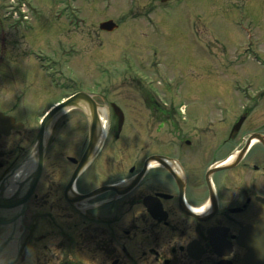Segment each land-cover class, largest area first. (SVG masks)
Listing matches in <instances>:
<instances>
[{"label": "flooded vegetation", "instance_id": "obj_1", "mask_svg": "<svg viewBox=\"0 0 264 264\" xmlns=\"http://www.w3.org/2000/svg\"><path fill=\"white\" fill-rule=\"evenodd\" d=\"M7 37L0 77L15 84L28 46ZM249 84L250 97L224 81L203 93L66 92L58 101L80 98L49 125L40 173L38 151L20 170L37 125L15 103L0 109L23 123L0 133V264H242L240 232L264 220V83Z\"/></svg>", "mask_w": 264, "mask_h": 264}, {"label": "rangeland", "instance_id": "obj_2", "mask_svg": "<svg viewBox=\"0 0 264 264\" xmlns=\"http://www.w3.org/2000/svg\"><path fill=\"white\" fill-rule=\"evenodd\" d=\"M142 3L0 0V37L16 36L28 46L12 63L16 83L0 77V109L17 104L12 114L36 124L35 136L45 108L77 89L203 93L224 81L227 91L250 97L255 89L249 83H264V0ZM20 5L30 6L28 21L5 18L7 7L14 18ZM110 18L119 29L101 31L100 22ZM44 91L45 101L29 103Z\"/></svg>", "mask_w": 264, "mask_h": 264}, {"label": "water", "instance_id": "obj_3", "mask_svg": "<svg viewBox=\"0 0 264 264\" xmlns=\"http://www.w3.org/2000/svg\"><path fill=\"white\" fill-rule=\"evenodd\" d=\"M162 2H166L168 0H161ZM117 24L112 20H106L100 24V27L104 30L111 31L113 30ZM80 98V93L75 96L64 100L59 105L54 106L50 111L44 116L38 135L36 137V148L38 150L39 157V165L37 173H40L42 167V158L44 154V142H45V133L46 128L50 125L53 118L65 107H70L75 105L77 99ZM117 108L118 106L115 105ZM15 119L12 116L5 115L3 112H0V133L4 132L8 134L10 132L11 127L15 126V128L20 129L23 127V124L17 123L13 125ZM97 116L93 117V126L96 124ZM122 120H120V123ZM90 148V147H89ZM89 150V149H88ZM0 206L8 207L10 204L3 205L0 203ZM238 242L246 249L245 256L243 258L242 264H264V220L260 221L257 225L252 227H245L241 232L238 238Z\"/></svg>", "mask_w": 264, "mask_h": 264}, {"label": "bare ground", "instance_id": "obj_4", "mask_svg": "<svg viewBox=\"0 0 264 264\" xmlns=\"http://www.w3.org/2000/svg\"><path fill=\"white\" fill-rule=\"evenodd\" d=\"M37 148H36V145H35V147H34V151L30 154V156H28L26 159V161L24 162V164L22 165V167H21V169L20 170H22L23 172H24V174L26 173H29V172H32L33 170H34V168H35V162H36V160H37ZM19 171V170H18ZM18 174H19V172H18ZM15 177L13 176V180H15L14 179ZM17 183H15V182H12V181H10V182H7L6 183V189H5V191L7 192V193H11V192H13V191H15V188H16V185ZM6 204H8V203H6ZM9 207V206H8Z\"/></svg>", "mask_w": 264, "mask_h": 264}]
</instances>
